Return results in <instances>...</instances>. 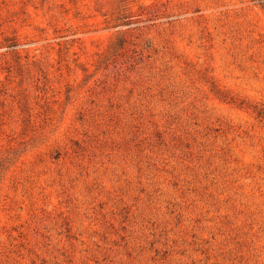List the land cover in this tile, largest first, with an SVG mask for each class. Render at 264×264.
<instances>
[{
	"label": "rangeland",
	"instance_id": "374dc122",
	"mask_svg": "<svg viewBox=\"0 0 264 264\" xmlns=\"http://www.w3.org/2000/svg\"><path fill=\"white\" fill-rule=\"evenodd\" d=\"M0 264H264V0H0Z\"/></svg>",
	"mask_w": 264,
	"mask_h": 264
},
{
	"label": "trees",
	"instance_id": "16d2710c",
	"mask_svg": "<svg viewBox=\"0 0 264 264\" xmlns=\"http://www.w3.org/2000/svg\"><path fill=\"white\" fill-rule=\"evenodd\" d=\"M261 2V1H260Z\"/></svg>",
	"mask_w": 264,
	"mask_h": 264
}]
</instances>
